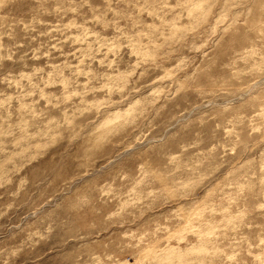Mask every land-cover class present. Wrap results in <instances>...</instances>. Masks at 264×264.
Wrapping results in <instances>:
<instances>
[{
  "label": "rangeland",
  "instance_id": "1",
  "mask_svg": "<svg viewBox=\"0 0 264 264\" xmlns=\"http://www.w3.org/2000/svg\"><path fill=\"white\" fill-rule=\"evenodd\" d=\"M0 264H264V0H0Z\"/></svg>",
  "mask_w": 264,
  "mask_h": 264
}]
</instances>
